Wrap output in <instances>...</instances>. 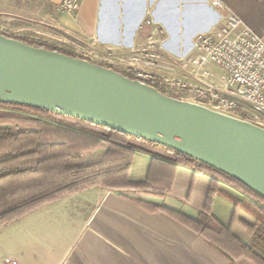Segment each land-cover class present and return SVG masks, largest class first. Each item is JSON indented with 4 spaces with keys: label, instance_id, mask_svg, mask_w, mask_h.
<instances>
[{
    "label": "crops",
    "instance_id": "crops-1",
    "mask_svg": "<svg viewBox=\"0 0 264 264\" xmlns=\"http://www.w3.org/2000/svg\"><path fill=\"white\" fill-rule=\"evenodd\" d=\"M47 1L59 5L62 0ZM210 1L80 0L76 23L85 35L100 36L105 45L126 49L150 37L159 40L157 30L162 29L160 38L165 40V49L181 55L190 50L196 35L212 30L218 23L219 14ZM101 5H105L102 26ZM148 17L153 26L143 25L142 18ZM168 42L174 43L172 52ZM104 152L100 147L83 155L67 156L63 166L76 168L89 160L91 163L83 166L85 176L101 173L104 184L122 182L128 159L103 165L97 158ZM151 160L150 155L135 151L128 182L146 183ZM210 182L208 175L178 166L168 191L162 186L154 195L140 199L172 215L147 210L136 203L129 190L95 186L62 197L0 230V264H7L6 260L16 264H229L179 220V216L197 219ZM217 189L211 217L241 244L249 246L251 239L242 224L254 225L255 219L239 205L255 202L223 182H218ZM234 264L253 263L239 258Z\"/></svg>",
    "mask_w": 264,
    "mask_h": 264
},
{
    "label": "water",
    "instance_id": "water-1",
    "mask_svg": "<svg viewBox=\"0 0 264 264\" xmlns=\"http://www.w3.org/2000/svg\"><path fill=\"white\" fill-rule=\"evenodd\" d=\"M0 104L40 109L162 146L264 198V129L167 97L111 69L0 34Z\"/></svg>",
    "mask_w": 264,
    "mask_h": 264
},
{
    "label": "trees",
    "instance_id": "trees-1",
    "mask_svg": "<svg viewBox=\"0 0 264 264\" xmlns=\"http://www.w3.org/2000/svg\"><path fill=\"white\" fill-rule=\"evenodd\" d=\"M222 2L251 30L258 34L264 32V0ZM14 40L73 57L45 43L16 38ZM122 75L130 80L134 79L131 75ZM159 92L163 93L160 90ZM2 107L12 108L17 112H0V126L15 124L23 126L25 130L14 133L8 128H0V230L62 197L95 186L110 190H129L136 198V203L145 206L147 210L172 215L165 208L141 202L140 199L154 195L162 186L168 191L173 173L178 166H182L208 175L211 182L204 208L197 219L189 220L179 216L181 223L201 237L229 264H234L239 258L247 259L253 264H264V198L234 179L170 149L108 128L26 106L0 104V108ZM18 112H25L33 117ZM56 118L68 120L73 126L61 127L52 124L51 121ZM100 147L105 152L97 161L103 165L115 159H128L122 182L104 184L101 173L85 176L83 166L91 163L89 160L76 168L63 166L67 156L83 155ZM135 151L152 157L147 181L143 184H131L127 180L130 161ZM218 182L229 185L255 202L239 205L255 219L254 225L242 224L251 239L249 246L241 244L210 215L212 200L218 193Z\"/></svg>",
    "mask_w": 264,
    "mask_h": 264
},
{
    "label": "built area",
    "instance_id": "built-area-1",
    "mask_svg": "<svg viewBox=\"0 0 264 264\" xmlns=\"http://www.w3.org/2000/svg\"><path fill=\"white\" fill-rule=\"evenodd\" d=\"M63 5L72 8L69 1ZM210 6L219 14L218 23L196 35L187 53L174 55L165 49V40H150L143 48L128 49L125 70L134 81L167 97L189 98L193 104L264 129V35L247 27L222 0H211ZM150 20L145 25L153 26Z\"/></svg>",
    "mask_w": 264,
    "mask_h": 264
},
{
    "label": "rangeland",
    "instance_id": "rangeland-1",
    "mask_svg": "<svg viewBox=\"0 0 264 264\" xmlns=\"http://www.w3.org/2000/svg\"><path fill=\"white\" fill-rule=\"evenodd\" d=\"M65 1L72 4L70 11L64 7ZM104 7L105 5H101L100 26L104 21L102 18ZM79 8L80 0H62L59 5H52L47 0H0V33L14 39L45 43L75 58L86 59L87 62L111 69L120 74H128L125 66L127 64L126 59L129 57V50L123 47H110L109 44L105 45L101 42L100 39L102 38L100 36L97 39L95 36L85 35L76 23ZM142 19H144L143 25H145V21L150 18ZM260 34L264 35V32ZM158 37L159 40L156 39V42L164 41L163 38H160L159 33ZM150 40L155 39L150 37ZM149 41L147 39L144 43L141 42L136 46L143 48ZM187 44L186 42L184 46H187ZM167 45L172 52L174 43L168 42ZM186 91L188 92V89ZM184 101L191 103L189 98ZM6 111L17 112L12 108H0V112ZM18 113L33 117L25 112ZM51 123L61 127L73 125L70 121L61 118H56ZM0 128H8L14 133L25 130L23 126L15 124L0 126Z\"/></svg>",
    "mask_w": 264,
    "mask_h": 264
}]
</instances>
